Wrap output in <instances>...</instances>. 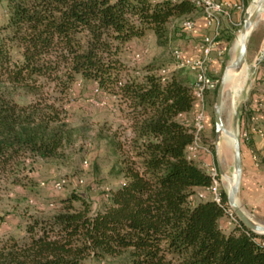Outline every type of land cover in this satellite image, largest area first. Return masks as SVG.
<instances>
[{
    "label": "trees",
    "instance_id": "16d2710c",
    "mask_svg": "<svg viewBox=\"0 0 264 264\" xmlns=\"http://www.w3.org/2000/svg\"><path fill=\"white\" fill-rule=\"evenodd\" d=\"M3 1L0 208L7 186H31L25 160L64 159L77 84L112 102L126 128L99 130L110 173L123 181L102 208L77 193L62 198L53 215L29 218L22 236L0 240V264H264V236L242 224L222 230L228 195L222 205L198 198L212 180L188 154L195 82L184 69L123 60L148 35L167 47L168 26L201 13L192 0ZM246 109L241 118L250 120L256 112Z\"/></svg>",
    "mask_w": 264,
    "mask_h": 264
},
{
    "label": "rangeland",
    "instance_id": "374dc122",
    "mask_svg": "<svg viewBox=\"0 0 264 264\" xmlns=\"http://www.w3.org/2000/svg\"><path fill=\"white\" fill-rule=\"evenodd\" d=\"M217 2L223 3L222 1ZM245 2L243 3L244 6L240 5L241 18L235 16L234 11L229 9V17L221 19V25L226 21L230 29L223 31L220 25V38L217 40V47L211 54V62L208 65L206 73L208 79L213 81L217 86H220L227 68L237 58L239 49H236V44L244 25L245 16L252 13L255 8V0H248L247 6H245ZM7 19L8 14L5 2L0 0V26L6 24ZM185 22V19L174 21L168 26L171 40L167 47H159L155 36L148 35L143 41H134L126 50L123 60L130 68L153 63L164 68H176L173 56L174 52L181 50L187 56V47L190 45V41L193 40V34L187 33L183 29ZM214 31H212V34L209 33L206 37L197 40L198 49H196V52H202L201 48H204L205 39L214 36ZM222 34L224 35L222 36ZM221 36H230V44L226 48L220 46ZM262 52H264V8L259 23L250 36L247 64L244 67L247 71L255 69L256 72L252 74L248 71L250 76L247 82L242 84L241 90L239 89L237 93L236 86L238 82L233 81L227 83L225 86L222 107L223 121L227 129L238 137L240 113L244 108H247V113L254 110L260 116H264V71L260 69L261 64L256 66L262 57ZM196 55L192 58L199 57ZM186 72L190 75L192 81L196 82L197 75L189 70H186ZM72 96L77 100L67 120L70 128L76 131L72 144L65 149V157L62 160L51 163L38 162L34 163V165H32V160H25L26 166L33 168L32 172L27 170L32 183L27 189L22 186H7L0 208L1 218L5 219L0 224V240L12 236H22L24 232L21 228L25 226L29 218L53 215L58 209L59 201L72 193L83 196L90 202L93 210H98L106 202V194L118 189L122 185L123 181L115 178L110 173L112 168L110 150L104 137L99 135V130L104 124L107 126V129L113 131L125 129L126 126L121 114L116 111L112 102L98 95L95 88L90 84H77ZM215 104L216 98L213 91L208 94L206 99L207 118L209 119H207V124L210 123L212 126V133H208L205 129L202 138L203 143L212 149V154L214 155H216L215 146L217 140L214 132ZM241 105H243L242 110H240ZM222 140L224 142L230 141L229 144L231 149H233L231 139L223 136ZM220 156L221 166L223 167L226 165L224 160L227 157V151H220ZM229 156L231 160V151ZM85 163L88 164V167L85 166ZM229 171L230 174L227 175V178H223V191L228 190L230 183V186L234 184L235 170L231 168ZM57 183L63 184L62 190L57 191L54 189ZM238 203L243 211H245L239 201V197ZM256 219H258L257 221L259 222L257 223L259 225L264 226V219L260 217ZM234 229L231 228L230 231L224 232L229 234ZM101 264L119 263L109 261Z\"/></svg>",
    "mask_w": 264,
    "mask_h": 264
},
{
    "label": "built area",
    "instance_id": "2783aa9c",
    "mask_svg": "<svg viewBox=\"0 0 264 264\" xmlns=\"http://www.w3.org/2000/svg\"><path fill=\"white\" fill-rule=\"evenodd\" d=\"M156 1V0H153ZM193 4L200 10L203 17L207 20L209 28L215 30L214 36L208 37L204 41V48L202 49V57L196 60L188 59L181 50H176L173 54L174 60L176 62V69L189 70L197 75L196 82L194 84L193 94L195 97V115L193 119V132L195 135V141L193 145L189 148L188 154L190 159L196 160L199 156H212V149L203 143V134L207 125V109H206V99L207 94L213 92L217 85L208 79L207 69L211 62V54L217 47V40L219 36V28L221 25V19L224 17H229L228 10L232 8L240 9L239 4H224L219 3L217 0H192ZM195 21L188 20L183 24V29L187 33H192L195 29ZM168 74V72H164ZM259 116L255 115L251 117L250 121L254 125L251 132L239 133V139L243 143H250L252 134H257L259 137L264 138V129H259L256 124L259 122ZM88 167V164L85 163ZM205 172L210 176L212 180V185L198 193L199 200L206 202L211 200L218 205H222L223 192L229 194L231 184H229L228 190L223 191V177L219 170V167L215 164L208 165L202 164ZM62 183H57L54 189L60 191L63 189ZM240 221L238 220L234 210L229 206L225 209V219L222 222V230L230 231L231 228H237L240 226Z\"/></svg>",
    "mask_w": 264,
    "mask_h": 264
},
{
    "label": "crops",
    "instance_id": "0c3cea01",
    "mask_svg": "<svg viewBox=\"0 0 264 264\" xmlns=\"http://www.w3.org/2000/svg\"><path fill=\"white\" fill-rule=\"evenodd\" d=\"M222 1L225 4H239V6L248 0H217ZM244 6V5H243ZM233 10L234 15L241 18L240 9H235L233 6L231 8ZM243 12V11H242ZM232 21L230 20V23ZM195 29L192 32L193 40L190 41V45L187 47L186 57L190 60H196L202 57V52H196L198 49V45L196 44L201 38L206 37L209 33H213V29L208 27L207 20L200 13L195 18ZM232 24V23H231ZM225 28H224V27ZM223 27V29H222ZM230 29L228 27V22H224L221 25V30ZM224 34H222L223 36ZM228 35V33H226ZM221 36V37H222ZM230 36H225L221 38L220 46L222 48H226L230 44L229 41ZM220 38V37H219ZM219 46V48H220ZM194 48V49H193ZM195 51V53H194ZM198 55L197 58L195 55ZM196 55V56H197ZM216 63V62H215ZM254 111V110H253ZM258 111V110H257ZM256 112V111H255ZM242 113V112H241ZM240 113V115H241ZM195 115V110L188 115L187 123L193 125V119ZM259 116V122L256 124V127L259 129H264V116H260L257 112L254 114ZM209 120V119H208ZM208 122V121H207ZM239 133L242 132H251L254 125L251 123L249 119H243L240 116V124H239ZM206 130L208 133H212V126L207 124ZM242 147V165H243V173L241 180V187L239 193V201L243 206L246 214L250 216L256 223L258 217L264 219V138L259 137L257 134H252L251 141L248 144L243 143ZM216 155L212 156H199L196 160L201 162L202 164L212 165L215 164L219 167L221 175L223 178H226L227 175L230 174V169H234V148L231 149L229 142H224V140L218 141L216 140L215 146ZM220 151L226 152L227 157H225V163L223 167L221 166V156ZM230 151L232 154V158L230 160Z\"/></svg>",
    "mask_w": 264,
    "mask_h": 264
},
{
    "label": "water",
    "instance_id": "95a60500",
    "mask_svg": "<svg viewBox=\"0 0 264 264\" xmlns=\"http://www.w3.org/2000/svg\"><path fill=\"white\" fill-rule=\"evenodd\" d=\"M258 2H259V6L257 7V9L252 14H247L245 16L244 25L241 30V33L243 35V40L241 41L240 46L238 48L239 51H238L237 58L234 61V63L231 64V66L227 68L223 76V79L221 81V84L219 86L215 109H214V123H215L216 137H217L218 143L220 142L223 136L234 141V144H233L234 170H235L236 182L233 186H231L229 194H228L229 206L234 210L238 220L247 230H249L250 232L258 236H264V226L256 223L239 206L238 196L240 193L242 173H243L241 141L236 134H234L233 132L227 129V127L224 124L223 117H222V107H223L225 86H226V81H227V73L229 70L241 71L247 64L249 40L246 39V35L256 25L257 20L264 8V0H258ZM263 60H264V52H262V57L257 62L256 66L260 65L263 62ZM250 72L252 74H255L256 71L255 69H250ZM242 109H243V105L240 106V110Z\"/></svg>",
    "mask_w": 264,
    "mask_h": 264
},
{
    "label": "bare ground",
    "instance_id": "6f19581e",
    "mask_svg": "<svg viewBox=\"0 0 264 264\" xmlns=\"http://www.w3.org/2000/svg\"><path fill=\"white\" fill-rule=\"evenodd\" d=\"M258 6H259V2H258V0H255V3H254V7H255V8H254L253 12L257 9ZM253 12H252V13H253ZM252 13H250V14H252ZM262 13H263V11L261 12V14H260V16H259V18H258V20H257V23H256V25L253 27V29H251V30L247 33V35H246V39H247V40L250 39L251 34L254 32L255 28L257 27V25H258V23H259V19H260ZM242 40H243V35H242V33H240V37H239L238 42H237V44H236V49L239 48L240 43H241ZM234 61H235V60H234ZM234 61L232 62V64L234 63ZM248 71L250 72V70H248ZM248 71L245 70L244 68H243L241 71L229 70L228 73H227V81H226V84H227V83H231V82H233V81H234V82H238V83H237V86H236V93L239 92V89L241 90V86H242V84H245V83L247 82L249 76H250V74H249ZM231 72H233V73H231ZM233 91H234V89H233ZM243 91H244V90H243ZM229 142H230V141H229ZM231 142H232V145H233V144H234V141L232 140ZM235 182H236V176L234 177V184H235ZM234 184H233V185H234ZM233 185H232V186H233Z\"/></svg>",
    "mask_w": 264,
    "mask_h": 264
}]
</instances>
